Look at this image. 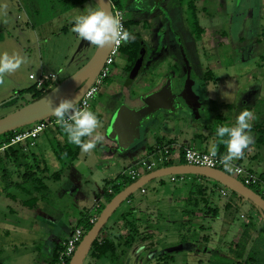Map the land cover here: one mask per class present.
I'll return each mask as SVG.
<instances>
[{"label":"rangeland","instance_id":"rangeland-1","mask_svg":"<svg viewBox=\"0 0 264 264\" xmlns=\"http://www.w3.org/2000/svg\"><path fill=\"white\" fill-rule=\"evenodd\" d=\"M72 1L0 0V53L7 52L10 55L17 53L27 58L26 63L14 73L5 74L3 82L0 83V118L13 112L22 104L30 102L32 91L23 92L22 94L20 92L22 89L34 86V80L28 77L30 73L35 76H38L41 72L54 73L57 75L58 80H62L84 65L93 55L97 46L81 40L72 31L74 17L85 12L89 5L86 4L84 7L78 5L65 11L66 3ZM110 1L114 6L119 4L124 11L130 32H141L138 22L143 23L149 17L137 16L135 12L128 9L127 0ZM215 1L213 0L212 4L205 2V0H167L163 6L167 11H170L171 20L169 23L168 18L164 25L168 26L169 24L171 28L167 29L168 32L167 34L165 32L166 35L164 36L161 33L162 30L159 31L155 39L157 47L149 48L147 58L157 59L155 63L153 62L154 69L144 75L146 78L141 73L138 75V77L146 80L148 78L152 82L153 79L158 78L156 74L162 71V74H165L164 76H172L174 89L178 91L185 71L177 42L178 37L181 39L184 52L192 66L191 77L197 81V84L199 80L204 79L207 68L211 66L209 64L216 62L219 65L218 67L221 68L214 67L213 73L219 78V81L216 84L212 82L208 84L207 94L213 97V100L204 101L205 105L210 106L213 110L210 108L207 113L202 112L204 115L199 121L200 124L202 123L206 127L207 125L213 127L214 124H217L219 120L216 115L221 114L228 118V122L231 124L235 123L239 113L246 109L243 101L244 99L249 101V87L259 86L258 83H254L255 79L250 81L252 70L256 66H264V0ZM189 2H193L195 4L194 8L196 7L199 11L205 4H209L211 8H216V10H209L215 15H207L201 12L198 13L197 18L200 26L210 29L209 33L211 30L213 31L214 27V35L204 34L206 39L203 40H198V37L195 38L191 15L189 9L188 12L186 10ZM217 10H220L221 13ZM238 12L239 14H237ZM147 34L144 40L148 43V38L152 35L149 31ZM213 44L217 45L213 46ZM241 46L243 49H247L248 46L249 48L252 47L255 54L254 56L252 53V56L255 59L251 60L250 58L249 62L242 61L237 53ZM160 50H163L161 54L157 53ZM165 53L170 54L175 59L177 69L174 66H165V63L171 62L168 61L169 56H164ZM123 63L122 54L119 52L115 55L110 74L100 86L99 94L92 102L90 110L99 113L107 105L111 108L114 107V103L116 105V96L113 93L110 94L108 89L112 87L111 83L114 79L118 78L117 71L121 69ZM262 70L264 72V68ZM262 77L264 78V74ZM262 77H257L258 82L261 81ZM195 88L197 91L202 92L198 85ZM256 95L257 92L251 96L255 97ZM254 101L253 98L250 100V102ZM256 104L249 109L252 114L255 111L259 115V119L254 116L252 122H250L249 132L253 137V141L249 145V159L248 157L243 158L241 164L258 176H264V143L258 141L259 138H264V133L259 134L254 129L252 130L255 124L264 120V89ZM181 116L185 118L178 117L179 122L176 126L186 129V124H188L191 129L195 130V126H190L193 124L192 122H195V119H191L183 112ZM99 122L100 127L98 129L103 130L106 135L105 125L101 121ZM174 126L172 125V127ZM2 137L0 135V140ZM39 137L36 141L37 144L29 147L25 151L28 154L21 157V160L18 159L17 162H28L33 169H36L31 153L33 152L36 156H42L47 160L48 165L44 166L43 162L37 157L40 160L38 164L43 169L42 174L46 175V170V172H49L48 175L60 168L62 164L51 151L50 132L45 131ZM145 138L146 136L143 137V139ZM61 141L63 142L64 139H61ZM114 151L111 155L115 160L118 159V152L116 149ZM128 152L126 151V153ZM107 158L97 164V168L101 170L104 176L111 174L110 177L112 178L108 180L109 183V181L113 182L115 180L114 177L117 171L114 170L116 166L115 163H112V159ZM149 159L155 160L154 155H150ZM88 160L85 162L81 158L80 164H78L84 175H88V168L95 165L91 153ZM17 162L4 159L3 163L0 164V190H6L17 195L16 200L6 199L0 195L1 264H45L47 261L44 262L46 259L44 242L46 228H49V226L46 224V227H43L44 223L37 216V213L40 209L47 212V214H57L65 219L73 210L70 205V196L60 194L61 190L58 188L55 179L46 177L48 178L46 180L43 176H41L42 179L49 185V190L45 194L42 191L31 189L32 183L29 181L24 182L22 185L23 188L29 190L28 192L11 185L4 189L7 182L22 180L20 173L24 171L25 165L20 167ZM132 164L128 161L123 165L121 164L120 172L126 174L127 169ZM3 169H6V171ZM64 170L67 171V169ZM160 179L161 181L155 179L147 182L144 185V192H141V189L136 190L129 199L131 203H128V199L123 201L107 221L106 227L110 226L114 220L119 219L115 232L119 231V225L122 233L120 242L123 243L127 239L125 228L128 227L123 226L125 220L122 219V214L124 211H129V208L134 207L135 213L133 216L139 218L138 233L135 235L137 238L133 242L134 244L131 246L125 245V248L119 246L118 253L115 255L107 254L99 259H91L87 254L83 264H208V259L213 256L211 252L215 249H218L221 255L227 254L228 245L234 241L240 226L252 212L251 205L245 201L237 209L227 210L225 205L229 196H221L218 189L210 191L209 188L205 197L209 195L210 199L205 207L202 201L203 198L199 195L191 197L188 191L182 192L181 188L184 185H181V183L171 182L168 176ZM107 186V183H105L104 188ZM85 191L90 193L91 190L85 188ZM34 196L38 197L37 205L29 207L23 204L22 201ZM194 199L198 201V205L194 206L198 210L189 215L186 209H192ZM105 203L103 200L102 205L104 206ZM89 209L86 210L89 211ZM86 210L84 211L86 212ZM100 210L95 212L97 216ZM212 210L216 211V215H213ZM240 214H243L244 217L242 218ZM195 216L199 218L195 219ZM80 217L78 218L80 219ZM182 223L185 224L183 228H181ZM104 232L105 228L99 236H103ZM181 234L186 237L183 243L179 241ZM203 236L209 239L206 243L209 248L207 251L204 250V247H202V251L199 249V245L203 242ZM117 242L116 240V245ZM151 249L154 251L155 249H161L172 255L173 260L171 261L169 257L161 258L162 252L153 255ZM151 252L152 254H149ZM46 264H52L51 259Z\"/></svg>","mask_w":264,"mask_h":264},{"label":"crops","instance_id":"crops-1","mask_svg":"<svg viewBox=\"0 0 264 264\" xmlns=\"http://www.w3.org/2000/svg\"><path fill=\"white\" fill-rule=\"evenodd\" d=\"M86 4H88L89 7L96 6V5H94V3L90 2L89 0L85 1L83 4H81L79 6L84 7V6H86ZM85 11H87V10H85ZM237 14H239V12ZM144 22H145L144 29H143V26L138 24L141 28V32H132V33L138 34L143 39H144V37H146L148 35L147 32L149 31V28H152L156 21H155V19H152L149 17ZM200 27H201L200 34L198 36L193 34V35H195V38L198 37V40H201V39L203 40L204 38L206 39L204 34H207L210 36L214 35L213 34L214 33V27H213V31L211 30L210 33H209L210 29H207L206 27H203V26H200ZM215 45H217V44H213V46H215ZM237 53L240 56V59L242 61H248L249 62L250 58H251V60L255 59V57L252 56V53L254 54V50L252 49V47L249 48V46H248L247 49H243L241 46L240 50ZM167 56H169L168 61H171V62L165 63V66L166 67H173L174 66L177 69V63H176L175 59L173 57H171L170 54H168ZM254 56H255V54H254ZM122 58L124 60V63L122 64L121 69L119 71H117V75H119V76H118V78L114 79V81L111 83L112 87L108 89L110 94H112V93H113V95L115 94L114 96H116V99H115L116 105L114 103V107H112V108L107 105L104 110H102L99 113L98 112L96 113L99 121H101L105 125L104 130L107 129L111 115L113 114L114 110L120 105V103L124 102L127 105H129L130 107H139L142 104L140 97L158 89L164 81V75L165 74H162L163 73L162 71H159L158 74H156V75H158V78L153 79L152 82H150V79H148V78H147V80L144 79V78H146V76H144V75L151 72V70H149L148 68H145L143 73H141L144 78L137 77L133 81H128V74L126 71L127 59L123 54H122ZM209 65H211V66L207 68V71H210V73H211L210 78L199 80V82H198V85H199L200 89L202 90V95L204 94V97H203L204 101H206V100L212 101L213 100V97H211L207 94L208 93V91H207L208 84L210 82L216 84L219 81V78L216 77L213 73V68L218 67L219 65L216 64V62H211ZM218 68H221V67H218ZM263 68H264V66L261 65V67L256 66L254 68V70H252V74H251L252 78H250V81L252 79H255L254 83H258L259 86L249 87V101L245 100V99L243 101L245 104L244 108H246L248 110L251 109L250 107H254L255 105H257L256 102H258V100L260 99V96L263 94V89H264L263 88L264 78L262 77L264 74V72L262 70ZM249 70H251V69H249ZM254 72H256V73L253 74ZM257 77H262L261 81L258 82ZM182 78H184V74H183ZM150 85H152V86H150ZM255 92H257V95L255 97L251 96ZM252 98L255 99L254 102H250V100ZM225 105H227V104H225ZM227 106H229V105H227ZM216 116H220L222 118V123L225 122L224 123L225 125H228V124L231 125V123L228 122V118L224 117L222 114L216 115ZM254 116H256V118L259 119V115H257L255 111H253L252 120H253ZM178 120H179V118L174 117V115L173 116L170 115L169 117L164 119L165 125H166L165 127L161 126V123L163 120L150 121L145 126L146 138L143 139L142 143L140 145L136 146L134 149L130 150L128 153H124L122 155H120L118 153V155H117L118 159H115V160L113 159V156L111 155L112 152H115L114 151L115 149L117 150V145H116L115 141L110 140L107 137V134L105 135L103 130L97 129V131L104 136V140L100 144H98L97 148L94 149L93 151L89 152V153H84L80 149L76 158L70 164H68L66 166L61 165L60 168L57 169V170L60 169V177L58 179H56L57 186L61 190L60 194L70 196V205L73 207V210H72L73 214L71 213L70 215L66 216V218L64 219L63 217H59L57 214H47V212H44L43 210L41 211L39 209L37 216L40 217V219H42V222L44 223L43 227H46V224H48V226H49V228L48 227L46 228V238H45V242H44V251L46 254V259L44 260V262L47 261V262H45V264L48 263L49 259H51L55 247L57 245L61 244L67 238L68 234L72 231V229L74 227H77V223L79 221L78 217L84 216V214L87 217L90 215H94L95 212L93 210H90V209H92L95 201L98 198L102 197V195H103L102 190H104V184L107 183L108 180H110V178H112V177H110V175H111L110 173H108V174H110L109 176H104V175H102L101 170L97 168V164L101 163L103 159H105L107 157L108 158L110 157L112 159V161H113L112 163H115V166H116L114 170L117 171V174L114 178H115V180H117V182H121L123 180V177L120 176V174L122 173V172H120L121 164L122 165L125 164L126 161H128L129 163L132 161H136L137 157H139L140 155H146L148 152H150L153 148H155L159 144H162L165 142H173V143L180 144L182 147H193L194 149H198V150H206V149L208 150L211 143L215 142L216 136H215V133H214L213 128L211 126L207 125V127H206L202 123H201L202 124L201 125L200 122H198L196 124L190 125V126H195L196 127L195 130L191 129L188 126V124H186V126H187L186 129H182V128H178V126H176L177 122H179ZM252 120H251V122H252ZM263 124H264V120H262V122H260V123L255 124L254 128L252 127V130L254 129L259 134L262 133L259 130H257L256 127L258 125H263ZM172 125L173 126L175 125V126L172 127ZM187 128H190L191 130L187 129ZM50 134L52 137L54 132L53 133L51 132ZM85 139H87V138H85ZM224 150L227 151L226 146H224ZM51 151H52V148H51ZM31 153H32V157L34 159V164L37 166V167L35 166L36 169H34V170H36V175L43 176L47 180L48 178H46L47 177L46 175L49 172L48 171L46 172V170H45L46 175L42 174L43 169H41L40 165L38 164L41 160V162H43L44 166H46V165H48L47 160L42 156L41 157L36 156V154L33 152H31ZM45 153H46V151H45ZM90 153H91V158L94 160L95 165L93 167L88 168L89 174L88 175L86 174L87 175L86 176L82 173V170H81L80 166H78V164H80L79 161L81 160V158L86 162L88 160ZM245 157H248V159H249V148L245 150L243 157L238 159V161L241 163L243 161V158H245ZM3 161H1L0 164H2ZM58 161L61 163L60 160H58ZM115 161L118 162L119 164L116 163ZM19 163L21 165H19ZM17 164L20 167H22L24 164H26L27 166L30 165V163H28V162L22 163L21 161L17 162ZM45 169H47V168H45ZM64 169H67V171H65ZM3 170L6 171V169H3ZM250 171H252V170H250ZM20 174L22 176L23 172ZM98 175L102 177L101 183H97L96 180L94 179ZM156 180L161 181L160 178L156 179ZM169 180H170V177H169ZM191 180H192L191 177L184 176V181L183 180L181 181L180 179H178L176 181H171V180L170 181L171 182H178V183H181V185H184L185 183H188ZM194 181L206 184L207 186H209L210 191L217 189V184H216L217 182H215L214 180H212L210 178L205 177L204 179H195ZM15 182L20 183V181H15ZM15 182H13V181L7 182V186H4V189L11 185V186H15L16 188H19V189L22 188L23 191L28 192V189H26L25 187L23 188V186H22L23 183H21L20 185L19 184L16 185V184H14ZM42 182L45 184L46 187H45V189H43L45 191H42L41 189L40 190L42 192L47 193L49 190V185L43 179H42ZM85 188L86 189L88 188L89 190H91L90 193H87L85 191ZM181 190H182V192L183 191L185 192V191H187V188L183 187V188H181ZM0 195H2L3 198L10 199V200H16L17 199L16 198L17 195L15 193L8 192L6 190H3V191L0 190ZM129 199H128V203L130 204L131 200H129ZM38 201L39 200L35 201V203L33 205H37ZM32 206H29V207H32ZM87 207H89L90 209ZM86 209H89V211H87ZM130 209L133 210V214H134L135 208L131 207V208H129V210ZM84 210H86V212ZM229 210H232V209H229ZM124 212H126V211H124ZM197 217L195 219L199 218V217L198 218ZM229 219H230V216H229ZM118 220H114L110 226L106 227V225H105V232H104V235L109 237L114 243L116 242V240L118 241L117 245L115 243V245L117 247L115 254L118 253L119 246L121 248H125L124 243L120 242V239L122 238V233L120 231L121 227L119 225H118L119 231L115 232V227H117L116 224H118ZM125 229H127V228H125ZM124 233H126V232H124ZM136 238L137 237H135V240H136ZM135 240H134V242H135ZM133 244L134 243H132V245ZM151 250H153V249H151ZM216 250H218V249H216ZM158 252L164 253L163 250H161V249H158V250L155 249V251L153 250V255L158 253ZM149 254H152V252Z\"/></svg>","mask_w":264,"mask_h":264},{"label":"water","instance_id":"water-1","mask_svg":"<svg viewBox=\"0 0 264 264\" xmlns=\"http://www.w3.org/2000/svg\"><path fill=\"white\" fill-rule=\"evenodd\" d=\"M89 1L94 3L97 7L102 8L107 13L113 14L110 0ZM177 42L185 67L184 78L182 79V84L179 85V90L176 91L174 89L172 76H167L158 89L140 97L142 104L139 107H130L122 102L114 110L109 120L106 134L110 140L115 141L117 152L120 155L134 149L142 143L143 137H145V126L150 121L163 120L161 126L165 127L164 119L169 117L170 113H172L174 117L184 119L185 117L181 116L182 112L187 113V116H190L191 119L196 120L200 118L201 97L194 89L195 85H197V81L191 77L192 66L184 52L179 37ZM112 46L113 45L96 47L90 59L75 72L60 80L41 97L1 117L0 135L27 126L35 121L54 116L52 109L61 99H78L79 101L97 77ZM147 49L148 45L144 40H141L136 61L128 74V81H133L138 77L139 73H143L145 70L148 63L144 65L143 62ZM180 107L182 108L178 110ZM175 110L178 111L173 112ZM139 157H137V160ZM136 161H132V163L134 164ZM145 162L148 163L149 160ZM180 174L203 176L227 187L231 192H235L242 196L245 201L254 205L264 220V199L250 187L244 185L240 180L221 169L187 163L163 166L140 175L136 180L126 185L105 203L95 222L78 243L68 264L84 263L94 240L98 237L110 216L115 212L118 206L123 201L127 200L136 190L140 189L151 180ZM199 246L201 250L202 247H204L205 251L208 250L205 246ZM163 252L165 253V251Z\"/></svg>","mask_w":264,"mask_h":264},{"label":"trees","instance_id":"trees-1","mask_svg":"<svg viewBox=\"0 0 264 264\" xmlns=\"http://www.w3.org/2000/svg\"><path fill=\"white\" fill-rule=\"evenodd\" d=\"M85 1H87V0H73L72 2L66 3L64 10L66 11V10H69V9L75 7V6L81 5ZM116 6L120 7L119 4H117ZM193 8H194L193 4H190L189 9H193ZM190 15H191L192 25H193V29H194L193 34L198 36L201 32V27L198 24V21H197V18H196V15L194 14V12L191 11ZM128 24L129 23L126 22L125 29L130 32ZM130 33L134 37V39H130L127 43H124L119 49V52L121 54H123L127 59V66H126L127 74H129L134 62L136 61V58H137V55H138V52L140 49V41L143 40V38H141L138 34H135L132 32H130ZM210 76H211L210 71H206L204 79H209ZM54 85L55 84L46 85L43 89H40V90L36 89V87L34 85V86H32V88L22 89V90H20V92L22 94L23 92L32 91V98L30 100V101H32V100H35V99L41 97L44 93H46L48 90H50ZM217 119L219 120L217 122L218 125L214 124L212 127L214 133L216 132L217 127L224 125L222 123V118L220 116H218ZM256 128L260 132L264 133V124L258 125ZM46 132H50V133L54 132V134L50 138V144H51L52 152L55 155V157L61 161V164L63 166L70 164L76 158L80 148L77 145H74L68 141L67 135L64 132V129L61 126V124L58 126L49 128L48 130H46ZM2 136L3 137L0 140V142L1 141H8L9 136H10V132L2 134ZM61 139H64V141L62 142ZM258 141L261 143H264V138H259ZM224 146L225 145H223V144H220L218 146V151H217L218 154H226L227 151L224 150ZM26 155H27V153H25V151L23 150V148L20 145L11 146V147L7 148L6 150H4L3 152H0V162L3 161L4 159H11L13 162H16L18 159L20 160L21 157H25ZM178 163H185V162L182 159H180L178 161ZM19 165H21V164L19 163ZM24 165H25V168H24V171L22 174L23 179L20 181V183L15 182L14 184L20 185L21 183L29 181L30 183H32V187H30V188L33 189L34 191H41V190L45 191V190H43L46 187L45 184L42 182L43 177L36 175V170H34L31 167V164L29 166H26V164H24ZM159 167H161V166H159ZM46 176L51 178V179L56 180L60 177V169L56 170V171H54V172H52ZM120 176L123 177V180L121 182H117V180H114L113 182L109 181V183L107 182V185L112 184L113 193L108 194L106 192V188H104L103 193H104V197H105L106 202H108L116 193H118L126 185H128L134 181V180H131L128 176H126L123 173H121ZM185 176H189L192 178L191 181L184 184V187L187 188L189 196L193 197L194 195H199L200 197L203 198L202 201L204 202V206L206 207V203H208V200L210 199L209 195H207V197H205L207 192H208L209 187L204 183L194 181L195 179H204L205 177L196 176V175H185ZM260 177L264 180L263 175H260ZM249 187L253 191H255L256 193H258V189L255 186H249ZM142 188H144V186ZM44 194H45V192H44ZM130 197H131V195L127 199H129ZM37 200H38V197L34 196V197L29 198L27 200H24L22 202H23V204H25L27 206H32L35 203V201H37ZM244 202H245V200L242 196L236 194L235 192H230V196L228 198V202L226 203L225 207L227 210H229L231 208L237 209ZM192 204H193L192 209H186L187 210L186 212L189 215L194 214V212H196V210H198L197 207H194V206L198 205V201L194 199ZM250 205L252 207V212H251V214H249L246 217L245 221L240 226L239 231H238L234 241L230 242V244L228 245L227 254L221 255V254H219L218 250L215 249L214 251L211 252L213 256L210 259H208V264H264V220L260 216L257 208L252 204H250ZM102 208H103V205H101V209ZM186 208H188V207H186ZM212 213H213V215H216L215 210H212ZM130 216H132V218H130ZM122 219L125 220V224H123V226L126 225L128 227L126 229L127 230V233H126L127 239H125V241L123 243L126 246H131L135 240V235H137V233H138V218H135L133 216V210L130 209L129 211H126L122 214ZM261 222L263 223V225ZM105 225L102 228V230L105 228ZM91 226H92V223L89 222L88 217L85 216V214H84V216L80 217V219L77 223V227H82L83 230L85 231V233L87 230L90 229ZM183 227H185L184 223L181 224V228H183ZM184 236L185 235H183V234H181V236H180L179 241L181 243H183L186 239V237H184ZM100 237H101V240H98V238H100ZM98 238H96L94 240V242H93V244L89 250L88 255L90 256V258L99 259V258H101L107 254H109L111 256L115 255V252L117 249L115 243L109 237H107L105 235L99 236ZM208 240H209L208 237L203 236L202 237L203 242L200 245L208 248V246L206 244L208 242ZM59 248H61V244L57 245L53 251V254L51 257L52 263H54L56 260V254H57V250ZM199 248H200V246H199ZM1 251L2 250L0 247V254H1ZM161 255H162L161 258L169 257V259L171 261L173 260L172 255H169L167 253H163ZM1 262H2V260L0 258V264H1Z\"/></svg>","mask_w":264,"mask_h":264},{"label":"built area","instance_id":"built-area-1","mask_svg":"<svg viewBox=\"0 0 264 264\" xmlns=\"http://www.w3.org/2000/svg\"><path fill=\"white\" fill-rule=\"evenodd\" d=\"M111 5L113 14L118 16L125 29L126 19L124 11L122 10V8L114 6L112 3ZM123 44L124 43L113 44L97 77L83 94L81 99L78 101L81 106L88 108L91 107L92 102L99 94L100 86L110 74L111 65L114 63L115 55L119 53V49ZM28 77L29 79L34 80V85L38 90L43 89L46 85L56 84L60 81L58 80L57 75L54 73L41 72L38 76L30 73ZM58 125L60 124L57 122V118L55 116H51L35 121L27 126L10 131L9 140L0 142V152H3L11 146L18 145H20L24 151H27L29 147L35 146L37 138L43 132L51 127H55ZM150 155H154L155 160H150ZM223 155L225 154L217 153L215 157H211L207 149L198 150L194 149L193 147H182L178 143L165 142L157 145L150 152H148L147 155L140 156L136 163L132 164V166L127 169L125 175L128 176L131 180H136L140 175L147 173L153 169L159 168V166L163 167L177 164L178 161L182 159L187 164L221 169L222 171L240 180L244 185L248 187L255 186L258 189V194L264 199V180L257 174L245 168L238 161V159L232 161L231 170H227L221 163ZM146 160H149V162L146 163ZM184 176L185 175L180 174L170 175L169 177L171 181H176L178 179L184 181ZM142 187L140 188L141 192H144V188ZM217 189L221 196H230L231 191L227 187L217 183ZM106 192L108 194L113 193L112 184H109L106 187ZM103 200L106 202L104 193L102 197L98 198L95 201L92 209L90 210H93L94 212L99 211L101 209ZM240 216L242 218L244 217L243 214H240ZM96 218V213H94V215L88 216V220L92 224L95 222ZM84 234L85 231L82 227H74L68 234L67 238L61 243V248L57 250L56 260L52 264H68L71 256L73 255L78 243L80 242ZM98 240H101V237L98 238Z\"/></svg>","mask_w":264,"mask_h":264},{"label":"clouds","instance_id":"clouds-1","mask_svg":"<svg viewBox=\"0 0 264 264\" xmlns=\"http://www.w3.org/2000/svg\"><path fill=\"white\" fill-rule=\"evenodd\" d=\"M72 31L83 41L97 47L127 43L134 39L131 33L124 29L117 15L109 14L100 7H88L87 11L76 15L73 19ZM27 58L17 53H0V83L5 74L14 73ZM57 122L61 124L68 141L77 145L82 152L89 153L97 148L104 140V136L97 129L100 122L97 114L88 107L81 106L78 99H61L52 109ZM252 112L242 110L235 123L217 127L215 142L211 143L208 152L211 157L217 155L218 146L223 144L227 152L223 155L221 163L227 170H231V162L243 157L246 149L253 141L250 135ZM87 138V139H85ZM97 183L102 182L101 176L94 178Z\"/></svg>","mask_w":264,"mask_h":264},{"label":"flooded vegetation","instance_id":"flooded-vegetation-1","mask_svg":"<svg viewBox=\"0 0 264 264\" xmlns=\"http://www.w3.org/2000/svg\"><path fill=\"white\" fill-rule=\"evenodd\" d=\"M166 1L167 0H127V7H128V9H130L133 12H135L137 16L139 15L140 17H150L152 19H155V21H156L154 23L153 27L152 28H149V33L152 35V37L150 36L148 38V43L146 42V44L148 45V49L146 51L145 59H144V62H143L144 65H145V63H148L146 65V68H148L151 71L154 68L153 67V62L155 63V61L157 59H154L152 57H148L147 58V53L149 52V48L152 49L153 47H157L155 39L157 38V34L159 33V31L162 30L161 33L164 36L168 32L167 29L168 28H171L169 24H168V26H166V24L164 25V22L166 23V21H167L168 18H169V23H170V20H171L170 11H167V9H165L164 6H163ZM217 1L218 2H221L220 0H217ZM205 2H208V3H212L213 4V0H205ZM190 4H193V3L192 2L191 3L189 2L187 4V7H188V8H186L187 12H188L189 5ZM193 6H195V4H193ZM212 9L213 10H216V8H211V6H209V4H205L203 6V8L201 9V11L197 10L196 7L193 8V9H189V14H191V11H192L196 15V18H198V13H201V12L204 13V14H207V15L208 14L211 15L212 12L209 11V10H212ZM218 12L221 13L220 10ZM212 15H215V14H212ZM209 18H211V17H209ZM172 21H173V19H172ZM138 24H140L141 26H143V29H144L145 22H143V23L138 22ZM165 32H166V34H165ZM167 37H168V35H167ZM162 51L163 50H160L157 53H160L161 54ZM165 55H167V54L165 53L164 56ZM140 71H141V69H140ZM167 76L168 75L164 76V80L166 79ZM198 87H199V85H198ZM194 89L196 90L195 87H194ZM199 89H200V87H199ZM196 92L199 93L200 94V97H201V100H200L202 102V104H201V111H200L201 116H200L199 119H196L195 122H192L193 124L198 123L202 119V117L204 115V114H202V112L207 113L209 111V109H210V106L207 107L205 105V103H204V98H203L202 92L197 91V90H196ZM181 108L182 107H180L178 110H180ZM178 110H175L173 112H176ZM185 114L188 115L187 113H185ZM170 115L173 116L172 113H170Z\"/></svg>","mask_w":264,"mask_h":264}]
</instances>
